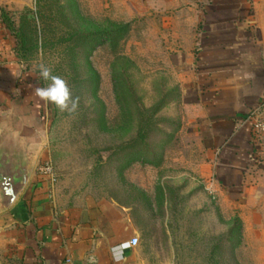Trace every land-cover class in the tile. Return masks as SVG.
I'll use <instances>...</instances> for the list:
<instances>
[{
  "label": "rangeland",
  "instance_id": "rangeland-1",
  "mask_svg": "<svg viewBox=\"0 0 264 264\" xmlns=\"http://www.w3.org/2000/svg\"><path fill=\"white\" fill-rule=\"evenodd\" d=\"M41 6L50 45L32 62L15 61L0 28V83L2 71L12 70L17 90L0 108V133L31 138L52 161L54 191L65 201L91 197L125 209L138 231L141 264H264V252L246 244L239 214L223 210L203 175L206 151L167 29L149 17L126 21L104 0H41ZM4 10L16 21L24 11ZM126 23V38L92 52L57 43L70 27L96 34ZM41 63L79 96L75 113L35 95L45 86ZM143 125L145 143L138 140Z\"/></svg>",
  "mask_w": 264,
  "mask_h": 264
},
{
  "label": "crops",
  "instance_id": "crops-1",
  "mask_svg": "<svg viewBox=\"0 0 264 264\" xmlns=\"http://www.w3.org/2000/svg\"><path fill=\"white\" fill-rule=\"evenodd\" d=\"M104 1L126 21L149 17L167 29L185 102L206 151L203 175L223 210L239 214L246 244L264 252V141L252 142L248 120L264 101V0ZM34 4L0 0L9 11ZM11 71H2L1 112L17 91ZM19 133H0L6 152L17 145L33 152L26 188L0 212V264H141L139 247L127 245L138 237L127 211L105 200L67 202L52 194L37 173L46 155Z\"/></svg>",
  "mask_w": 264,
  "mask_h": 264
},
{
  "label": "trees",
  "instance_id": "trees-1",
  "mask_svg": "<svg viewBox=\"0 0 264 264\" xmlns=\"http://www.w3.org/2000/svg\"><path fill=\"white\" fill-rule=\"evenodd\" d=\"M45 17L41 0L36 1V10L27 9L21 12L18 21L14 19V14L0 8V28L4 29L5 37L11 44L13 58L19 64L32 62L40 53L44 54L50 45V42L45 38L46 30H48ZM69 29L68 37L59 39L57 43L65 45V48L71 52L81 47L92 52L105 41L115 44L126 38L130 31V23L115 24L111 29L107 27L96 34L88 28L80 30L70 27ZM147 137L148 133L143 125L140 127L138 140L145 143Z\"/></svg>",
  "mask_w": 264,
  "mask_h": 264
},
{
  "label": "water",
  "instance_id": "water-1",
  "mask_svg": "<svg viewBox=\"0 0 264 264\" xmlns=\"http://www.w3.org/2000/svg\"><path fill=\"white\" fill-rule=\"evenodd\" d=\"M33 152L15 146L9 153L6 144L0 141V211L10 209L23 190L31 175Z\"/></svg>",
  "mask_w": 264,
  "mask_h": 264
},
{
  "label": "clouds",
  "instance_id": "clouds-1",
  "mask_svg": "<svg viewBox=\"0 0 264 264\" xmlns=\"http://www.w3.org/2000/svg\"><path fill=\"white\" fill-rule=\"evenodd\" d=\"M39 73L45 86L37 87L35 95L45 103L53 104L61 112L75 113L79 108L80 98L73 96L68 81L53 74V70L43 63L39 65Z\"/></svg>",
  "mask_w": 264,
  "mask_h": 264
},
{
  "label": "built area",
  "instance_id": "built-area-1",
  "mask_svg": "<svg viewBox=\"0 0 264 264\" xmlns=\"http://www.w3.org/2000/svg\"><path fill=\"white\" fill-rule=\"evenodd\" d=\"M248 120L250 121L252 127V142L255 145H260L264 141V101L257 105L250 113ZM39 172L44 177L46 176L50 191L54 193L55 175L53 163L50 159L44 161V163L39 167ZM140 244V238L134 237L130 243L127 245L130 247H137Z\"/></svg>",
  "mask_w": 264,
  "mask_h": 264
}]
</instances>
